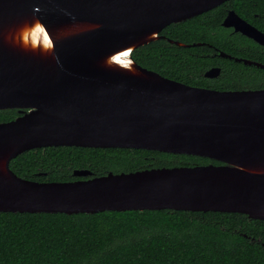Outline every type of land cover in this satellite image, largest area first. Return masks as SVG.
<instances>
[{"label": "water", "instance_id": "1", "mask_svg": "<svg viewBox=\"0 0 264 264\" xmlns=\"http://www.w3.org/2000/svg\"><path fill=\"white\" fill-rule=\"evenodd\" d=\"M226 1L0 0V111L30 110L0 123V213L174 210L264 221V89L193 87L132 57L136 49L166 39L161 33L168 26ZM223 26L264 47V33L235 11ZM219 74L213 68L205 76ZM47 147L148 150L223 165L73 182L32 181L11 170L19 155Z\"/></svg>", "mask_w": 264, "mask_h": 264}, {"label": "trees", "instance_id": "2", "mask_svg": "<svg viewBox=\"0 0 264 264\" xmlns=\"http://www.w3.org/2000/svg\"><path fill=\"white\" fill-rule=\"evenodd\" d=\"M233 8L264 33V0H232L194 20L172 24L162 34L185 45L212 43L239 58L264 64V47L221 23ZM206 46L180 47L158 40L136 49L142 67L191 86L206 87L202 74L223 67L226 89H264V69L234 59L205 56ZM213 87V85H212ZM211 87V88H212ZM15 111H0V123ZM212 163L208 158L137 149L48 147L29 150L10 163L19 177L72 182L75 170L92 177L153 167ZM0 264H264V221L220 212L107 211L97 214L0 213Z\"/></svg>", "mask_w": 264, "mask_h": 264}, {"label": "flooded vegetation", "instance_id": "3", "mask_svg": "<svg viewBox=\"0 0 264 264\" xmlns=\"http://www.w3.org/2000/svg\"><path fill=\"white\" fill-rule=\"evenodd\" d=\"M230 1H232V0H230ZM230 1H226V2H224L223 4H221L220 6H218V7H216V8H214V9H211V10H209V11H207V12H205V13H202V14H200V15H198V16H196V17H194V18H192V19H189V20H187V21H190V20H194V19H196V18H199V17H201V16H204L205 14H209V16H211L212 17V11H214L215 9H217V8H219V7H221V6H223V5H225L226 3H229ZM231 11H235L233 8H230V7H226L225 8V12H226V14H225V17H224V19H223V21H222V23H221V25L223 26V22L225 21V19H226V17L228 16V14L231 12ZM236 12V11H235ZM237 13V12H236ZM238 14V13H237ZM243 20H245L246 22H248L249 24H251L248 20H246L244 17H242L240 14H238ZM186 22V21H185ZM182 23H184V22H182ZM179 24V23H178ZM252 26H254L253 24H251ZM169 27V26H168ZM224 27V26H223ZM254 27H256V26H254ZM224 28H226V27H224ZM257 28V27H256ZM166 29V28H165ZM164 29V30H165ZM226 29H228L229 31H230V33L231 34H241V33H238V32H235V29L233 28V27H231V28H226ZM258 29V28H257ZM163 30V31H164ZM242 35V34H241ZM161 36H164L166 39H163V40H168V38L165 36V35H163L162 33H161ZM244 36V35H243ZM246 37V36H245ZM248 38V37H247ZM171 40V39H170ZM197 44H202V45H200V46H206V47H208V49H209V53L208 54H204L205 56H207L211 61H212V58H222V59H237V58H239V57H234V56H232V55H230V54H228V53H226V52H224V51H222L220 48H218L217 46H214V45H212V43H192V44H189V46H187V47H193L192 45H196V46H198ZM258 44V43H257ZM261 46V45H260ZM221 53H224V54H227V55H229L231 58H229V57H222L220 54ZM239 59H244V58H239ZM246 60H248V59H246ZM236 61V60H235ZM251 61V60H250ZM236 62H238V61H236ZM252 62H256V61H252ZM239 63H243V62H239ZM257 63H260V62H257ZM260 64H263V63H260ZM248 66H250V65H248ZM251 66H254V65H251ZM256 67V66H255ZM213 68H219L220 69V74H219V76H217V77H213V78H208V77H206L205 76V74L209 71V70H211V69H213ZM222 70H223V67L222 66H220V65H215V66H211V67H209L207 70H205L204 71V73L202 74V76H203V78L204 79H206V80H209V81H211L210 83H207V85H206V87H202V86H193V87H198V88H205V89H210V90H216V91H242V90H259V89H235V90H233V89H226V88H217V87H219L220 85H221V81H219L220 79H221V77H222ZM169 79V78H168ZM172 80V79H171ZM175 81V80H174ZM179 82V81H178ZM182 83V82H181ZM185 84V83H184ZM186 85H188V84H186ZM212 85H213V87H212ZM191 86V85H190ZM212 87V88H211ZM11 111H15L16 113H17V116L13 119V120H15V119H17L18 117H20V116H23L24 114H26L27 112H29L30 110L29 109H24V110H21V109H10ZM3 111H6V110H3ZM13 120H11V121H13ZM7 122H10V121H7ZM1 123H4V122H1ZM48 148V147H47ZM77 148H82V147H77ZM88 149H94V148H88ZM138 150V149H137ZM148 151V150H147ZM157 152V151H156ZM162 153V152H161ZM208 164H213V165H223V163H220V162H217V161H214V160H212V163H207V164H204V165H208ZM194 165H197V164H194ZM194 165H191V166H194ZM174 167H176V166H174ZM155 168H163V167H153V168H150V169H155ZM144 170H148V169H144ZM75 171H78V170H75ZM74 171V172H75ZM81 171H88V170H81ZM139 171H142V170H139ZM88 172H90V171H88ZM136 172V171H135ZM110 173H113V172H110ZM123 173V172H122ZM126 173V172H125ZM129 173V172H128ZM109 174V173H108ZM107 174V175H108ZM114 174H119V173H114ZM75 176V175H74ZM104 176H106V175H104ZM75 177H77V176H75ZM78 179L77 180H75V181H78V180H87V179H91V178H96V177H92V173L90 172V175L88 176V177H77ZM73 182V181H72Z\"/></svg>", "mask_w": 264, "mask_h": 264}, {"label": "bare ground", "instance_id": "4", "mask_svg": "<svg viewBox=\"0 0 264 264\" xmlns=\"http://www.w3.org/2000/svg\"><path fill=\"white\" fill-rule=\"evenodd\" d=\"M118 60H119V59H118ZM119 62L122 63V64H126V63H128L127 61H124L122 58L120 59Z\"/></svg>", "mask_w": 264, "mask_h": 264}, {"label": "snow or ice", "instance_id": "5", "mask_svg": "<svg viewBox=\"0 0 264 264\" xmlns=\"http://www.w3.org/2000/svg\"><path fill=\"white\" fill-rule=\"evenodd\" d=\"M125 55H127V53Z\"/></svg>", "mask_w": 264, "mask_h": 264}]
</instances>
